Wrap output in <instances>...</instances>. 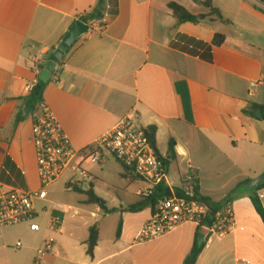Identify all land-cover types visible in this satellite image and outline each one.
Segmentation results:
<instances>
[{
    "label": "crops",
    "instance_id": "obj_1",
    "mask_svg": "<svg viewBox=\"0 0 264 264\" xmlns=\"http://www.w3.org/2000/svg\"><path fill=\"white\" fill-rule=\"evenodd\" d=\"M213 2L230 24L207 20L177 25L169 5L177 3L193 15L208 14L196 0H106L102 18L85 23L89 33L52 72L42 102L79 151L92 148L136 111L144 128H156L157 151L169 163L167 190H184L192 174L203 196L216 203L233 198L235 228L224 236L204 231L206 247L197 264H264V222L250 195H239L264 174V120L247 111L251 104L264 103V0ZM100 8L101 0H0L2 190L40 188L32 142L39 104L29 105L31 97L24 92L26 81L35 77V56L43 55L44 70L74 23ZM217 34L225 37L221 47L214 45ZM253 82L259 86L251 95ZM25 107H31L29 116ZM96 166L77 159L50 187L48 200L36 202L38 234L30 232L28 224L0 228V264H33L46 241L55 245L43 264H184L198 226L186 223L163 239L136 243L153 208H146L148 221L135 227L128 218L137 213L127 208L143 199L140 193L147 185L121 165L123 171L117 173L124 188L115 189L128 194L129 202L110 208L104 201L114 210L105 213L99 201L91 202L85 194L92 189L98 198L95 171L101 169ZM73 178L78 191H72L86 196V209L75 210L57 200L72 192L68 185ZM258 194L264 206V189ZM73 211L90 218L70 223ZM116 214L122 217L121 237L118 224L115 237L106 238L100 218ZM43 216L47 219L41 223ZM54 216L61 219L62 233L51 229ZM94 225L99 242L90 257L87 242ZM19 242L21 249L16 248Z\"/></svg>",
    "mask_w": 264,
    "mask_h": 264
},
{
    "label": "built area",
    "instance_id": "obj_2",
    "mask_svg": "<svg viewBox=\"0 0 264 264\" xmlns=\"http://www.w3.org/2000/svg\"><path fill=\"white\" fill-rule=\"evenodd\" d=\"M43 55L34 58L35 77L26 81L24 92L31 97L41 82V65ZM259 83L250 84V94L253 95ZM32 142L36 151L40 188L37 191H4L0 186V228L15 227L28 224L33 234L41 230L38 223L36 202H46L49 189L61 176L74 168L77 159L86 165H100L112 156L120 162L125 170L147 185V189L140 193L144 199L154 195V190L168 184V171L163 158H161L151 142L147 129L140 124V117L136 111H131L123 117L117 125L103 137L98 139L92 148L77 150L64 132L61 123L45 102L38 105L33 116ZM81 171L80 169L75 168ZM195 180L189 174L186 193L193 191L191 183ZM78 182L73 178L68 190L77 188ZM208 213L206 205L178 196V193L169 190L168 196L158 198L150 220L141 228L135 242L146 243L157 241L176 231L186 223H195L201 226ZM61 219L52 217L51 229L62 233ZM210 236H224L235 228L233 201L228 202L216 215L212 227L202 226ZM53 241H46L37 250L33 264H43L46 256L54 249ZM23 247L22 243L16 245L17 249Z\"/></svg>",
    "mask_w": 264,
    "mask_h": 264
},
{
    "label": "trees",
    "instance_id": "obj_3",
    "mask_svg": "<svg viewBox=\"0 0 264 264\" xmlns=\"http://www.w3.org/2000/svg\"><path fill=\"white\" fill-rule=\"evenodd\" d=\"M196 2L199 5L208 9L209 10L208 14L193 15L186 8H184L183 6H181L177 3H171L169 5V8L172 10L174 17L177 20V25H181L184 23L200 24V23L207 21V20L208 21H220V22H223L225 24H230V22L224 18L222 12L217 7H215L213 0H203V1H197L196 0ZM105 3H106V0H101L100 11H96V12L88 15L87 17H83L82 22L88 23L89 20H94L96 18H102V7L104 6ZM224 42H225V37L223 35L217 34L215 36L214 45L216 47H221L224 44ZM62 61H63V59L61 61H59L58 64H61ZM46 85H47V83L40 82L39 86H41V90L38 94L34 93L31 96V99L29 100V105L32 106L36 103L40 104L42 102V97H43L44 89H45ZM247 111L253 118H257V112H261L262 119L264 120V103L262 105L251 104ZM147 133L151 139V142L155 148V151L157 152V154L161 158H163L159 154V152L157 151V148H156V128L151 127L149 129H147ZM90 150H93V149H90ZM170 152L172 154V157L174 158V142H171ZM163 161H164L165 165L168 167V164H169L168 161H166L164 158H163ZM191 186L193 189V191L191 193H186L183 190H180V191H178V196L182 197V198L196 200V201L206 205L208 208V213H207L206 217L203 219L201 226H199L197 228L193 248L191 250V253L186 258L184 264H197L201 254L203 253V250L206 247V240H207V239H205V235L203 233L204 230H203L202 226L212 227L215 223L216 215L223 209V207L228 202L233 201V198L230 197V198L226 199L224 203H216L212 199L203 196L200 193V186H199V183L196 179L191 183ZM262 189H264V184H262L259 187V189L255 193V195H253V196L250 195L249 198L252 201L255 210L257 211V213L260 215V217L262 218V220L264 222V206H263L261 198L258 194V192L261 191ZM75 191H78V189H75ZM85 194H88L91 202L99 201L100 207L105 211V213L114 212V210L107 209L105 202L102 200H99L94 195V193L92 192V189L90 191L86 192ZM168 195H169V190H167L164 186H160L159 188L154 190V195H152L151 197L146 198V199L143 198L137 204L129 206L127 208V211H129L131 213H138V212H142L143 210H145L148 207L153 208L155 206L158 198H160L162 196H168ZM89 232L90 233H89V239L87 242V254H88V256L93 257L95 249H96L98 242H99V229H98L97 225H94L93 227H91ZM121 233H122V222H120L119 227H118L117 238L121 237ZM207 237H209V236L207 235Z\"/></svg>",
    "mask_w": 264,
    "mask_h": 264
},
{
    "label": "rangeland",
    "instance_id": "obj_4",
    "mask_svg": "<svg viewBox=\"0 0 264 264\" xmlns=\"http://www.w3.org/2000/svg\"><path fill=\"white\" fill-rule=\"evenodd\" d=\"M103 167L100 165H97L94 168H100L101 170L95 171V174L97 179L95 181V187H96V194L99 199L106 201L107 206L112 208V207H119L121 201L125 203L129 202L128 201V194L123 193V192H118L116 188H124V183L122 182V177L117 173V170H121L122 166L120 162H118L114 157H110L109 162L107 164H102ZM88 186V184H87ZM72 191V190H71ZM86 199V196L83 194H79L76 192H69L63 195H60L58 197V201L61 202L63 205L66 206H72L75 210H80V209H86L84 208V203L83 201ZM134 199V197L132 198ZM131 199V200H132ZM73 215H75V212H72ZM150 213L149 210L146 209L144 213H137V214H132L129 215V221L130 225L139 226L142 225L143 223H146L149 219ZM84 217V220H81V218ZM73 218V217H72ZM89 214H83L82 212L78 215H75L73 219H69L70 221H87L89 220ZM122 217L120 215H111V216H104L102 215L101 219V225L104 230V236L106 238H114L116 234V229L118 227L119 221ZM47 219L46 216H43L41 219V223L45 222ZM100 222V221H98ZM71 223V222H70ZM133 228H131L132 230ZM130 231V230H129Z\"/></svg>",
    "mask_w": 264,
    "mask_h": 264
},
{
    "label": "water",
    "instance_id": "obj_5",
    "mask_svg": "<svg viewBox=\"0 0 264 264\" xmlns=\"http://www.w3.org/2000/svg\"><path fill=\"white\" fill-rule=\"evenodd\" d=\"M89 33V27L87 24H85L82 21H76L74 25L71 27L69 32L66 34V36L63 38L60 46L54 51L52 55V60L46 65V68L42 70L41 73V82L42 83H48L52 72L56 69L57 64L59 61H61L71 50V48L74 46V44L84 35ZM41 90V86H38L35 94H38ZM24 114L25 116H29V113L31 112V107H25L24 108ZM257 117L261 118V112H257ZM264 184V174L259 176L257 179L250 181L247 183L243 189H241L239 195H255V193L258 191L259 187Z\"/></svg>",
    "mask_w": 264,
    "mask_h": 264
}]
</instances>
